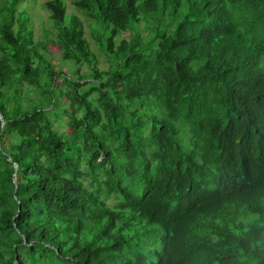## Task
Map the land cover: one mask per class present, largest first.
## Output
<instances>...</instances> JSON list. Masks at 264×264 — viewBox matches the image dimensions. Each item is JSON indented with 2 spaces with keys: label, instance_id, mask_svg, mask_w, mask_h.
I'll return each instance as SVG.
<instances>
[{
  "label": "trees",
  "instance_id": "16d2710c",
  "mask_svg": "<svg viewBox=\"0 0 264 264\" xmlns=\"http://www.w3.org/2000/svg\"><path fill=\"white\" fill-rule=\"evenodd\" d=\"M71 2L75 11L67 0H0V264H111L126 248L144 264L155 239L159 264H181L179 239L167 233L179 225L167 226L179 202L168 194L173 161L186 151L208 159L221 138L237 158L264 155V0ZM36 5L46 17L38 40ZM25 90L32 110L10 109ZM261 174L229 209L236 200L220 194L216 215L263 212ZM130 189L149 192L131 205ZM209 203L182 222L199 240ZM255 229L221 232L229 260L208 264H264Z\"/></svg>",
  "mask_w": 264,
  "mask_h": 264
},
{
  "label": "clouds",
  "instance_id": "9594fccd",
  "mask_svg": "<svg viewBox=\"0 0 264 264\" xmlns=\"http://www.w3.org/2000/svg\"><path fill=\"white\" fill-rule=\"evenodd\" d=\"M220 141H224V144L220 143ZM214 145L217 147V150L213 154L207 153L208 159L198 158L195 154L186 151L184 155H179L173 161L174 169L172 170V177L175 180L174 185L177 184V187L168 184V194L171 193L173 197H177L179 202L176 203L175 207L171 206L167 210L169 214L167 226L171 220H177L179 225L174 224L172 226H179L182 229V233L180 232V236L172 234V226L167 230V233L168 236L179 239L178 242L182 247L183 253L188 256H183L184 260L180 258L181 264H193L194 262H199V260H206L205 264H208V261L215 258V256L224 262L229 260V252L226 254L221 250L222 243L220 241V233L228 229L230 230L229 233H234V235L242 228L252 230L253 227H256L255 230H261L264 233V210L263 212L252 211L251 213L250 209L245 208L246 214L241 213L242 215L239 214L237 216H229L228 212L230 210L227 212L225 210L224 213H220L225 217L224 219H222L223 217L217 216L215 211L216 201L220 194H225V191L230 193L231 199L236 200L228 207L229 209L235 206L234 203L242 201L252 189L261 184V171H264V155L256 163L249 157H235L237 155V149L231 151L225 138H221L219 141L215 139ZM222 146L225 147L221 148ZM146 190L144 189V191ZM144 191L130 189L126 195V203L132 205L133 202H140L149 192L148 190L147 193L143 194ZM111 195L106 204L109 207H114V201L111 199ZM131 196L133 197L131 198ZM210 199H212L214 205L209 203L208 209L213 211L214 215L209 222L205 223L206 227H204V224L198 227V232L203 236V240H199L194 235L188 233L185 227H183L182 222L185 217H191L201 211ZM160 209L163 212L166 210L162 204ZM138 215L139 213L135 211L133 222L137 221ZM226 217L231 220H229V223L226 222ZM152 227L157 232H160L159 238L166 233L165 227L163 226L152 225ZM252 236L254 235L249 234L247 238H254ZM160 244L161 242L158 239L154 240L153 250L155 251L151 258L149 257L144 260V264L160 263ZM50 247L55 249L52 245ZM126 249H128V257L117 256L111 264H130V261L133 264L134 260L140 258L139 250L132 248ZM126 249L124 251H127ZM57 255L69 260V257L64 255L63 252L58 251ZM117 260H120V262ZM164 264H167L165 259Z\"/></svg>",
  "mask_w": 264,
  "mask_h": 264
},
{
  "label": "rangeland",
  "instance_id": "374dc122",
  "mask_svg": "<svg viewBox=\"0 0 264 264\" xmlns=\"http://www.w3.org/2000/svg\"><path fill=\"white\" fill-rule=\"evenodd\" d=\"M42 1L46 2L47 0H42ZM67 2H68V10L69 11H72V10L75 11L74 6H73L71 0H67ZM41 9L42 8H41L40 5H36V7L33 9L34 10V16H35L34 21H33L34 22V28H33V30H34V33H35V39L36 40L41 39L43 37V35H44L43 34V30L44 29H43V19L42 18H46V17L44 16L45 14L43 13V11ZM40 14L42 15V17L39 16ZM36 15L39 16V17H37ZM85 25H86L87 34L90 35V31L91 30H90L89 24L86 23ZM46 27H48L47 23H46ZM53 50H55V49H53ZM55 61L57 62L56 63L57 64V66H56L57 69H60L62 66H64V67H71L68 64H64V62L61 59H59V58H57ZM101 66L103 68L107 69L109 67V64L106 61H104V59H102ZM75 67L76 66L74 64L73 65V70L75 69ZM61 69H63V72L65 70H67V72H64V73H68V69L67 68L66 69L61 68ZM11 91H13V89ZM24 94L25 95H23L22 99L19 98L18 101L16 99H14V98L11 99V103L9 104L10 109H15V108L18 109L20 107L19 102H21V103H24L23 105H21V108L25 112L32 110V107H33V104L31 103L32 100H27L28 93H27L26 90L24 91ZM31 99H38V101H44V98L42 96H37V94L35 92L32 95V98Z\"/></svg>",
  "mask_w": 264,
  "mask_h": 264
}]
</instances>
